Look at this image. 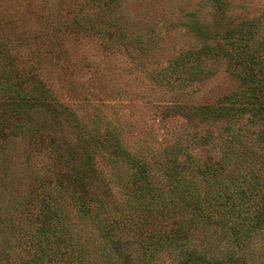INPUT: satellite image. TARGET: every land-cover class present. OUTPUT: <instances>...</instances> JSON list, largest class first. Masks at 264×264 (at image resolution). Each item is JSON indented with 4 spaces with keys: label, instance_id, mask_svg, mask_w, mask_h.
<instances>
[{
    "label": "rangeland",
    "instance_id": "374dc122",
    "mask_svg": "<svg viewBox=\"0 0 264 264\" xmlns=\"http://www.w3.org/2000/svg\"><path fill=\"white\" fill-rule=\"evenodd\" d=\"M93 1L0 0V88L18 82L28 89L41 80L50 103L63 108L61 118L69 111L74 116L63 122L64 133L51 130L50 135L74 139L77 121L84 132L109 144L108 150L116 142L143 160L156 182L164 180L153 165L168 164L175 154L219 161L231 129L240 147L232 151L238 167L233 163L230 168L246 174L253 168L264 179V0H222L219 10L211 0H118L121 20L115 24L103 16L109 0ZM217 18L244 32L236 50L240 63L217 52L194 59L220 36L202 38L190 22L211 29ZM187 53L193 57L185 59ZM5 64L14 67L10 78L2 77ZM6 96L0 93V100ZM219 104L243 111L230 120L202 118V108ZM4 135L1 145L12 140L9 131ZM48 144L35 145L29 165L41 177L49 174ZM24 145H14L17 150L0 156V162L13 170L27 167ZM101 152L95 160L99 177L121 202L119 170ZM11 184L15 189H4L0 197L3 206L26 190V183ZM245 255L250 264H264V232L254 237Z\"/></svg>",
    "mask_w": 264,
    "mask_h": 264
},
{
    "label": "trees",
    "instance_id": "16d2710c",
    "mask_svg": "<svg viewBox=\"0 0 264 264\" xmlns=\"http://www.w3.org/2000/svg\"><path fill=\"white\" fill-rule=\"evenodd\" d=\"M211 1L223 9L222 0ZM117 4L104 2L107 22L121 20ZM219 19L211 29L190 22V29L202 38L220 36V42L206 44L194 59L217 52L230 63H240L236 50L245 34ZM13 71L12 64H5L2 77L10 78ZM22 85L12 82L0 88L3 95L9 93L0 100V133H12V140L0 144V156L24 143L27 163L19 171L0 162V197L4 189H15V180L26 183L18 200L11 196L6 206L0 202V264H250L243 253L264 232V179L253 168L247 174L230 168L233 163L238 167L232 151L240 147L232 129L219 161L175 154L168 164L153 165L164 180L156 182L143 160L116 142L108 150L109 144L84 132L77 121L74 139L50 135L51 130L64 133L63 122L73 115L69 111L61 118L63 108L50 103L51 94L41 80L28 89ZM201 110L202 118L230 120L243 108L219 104ZM46 141L49 174L41 177L29 165L35 145ZM101 149L113 170H119L121 202L99 177L95 160Z\"/></svg>",
    "mask_w": 264,
    "mask_h": 264
}]
</instances>
